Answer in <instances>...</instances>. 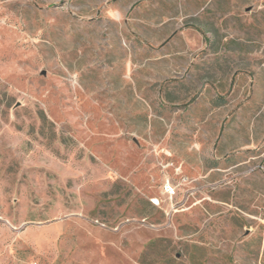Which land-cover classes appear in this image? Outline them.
Instances as JSON below:
<instances>
[{"label": "rangeland", "instance_id": "1", "mask_svg": "<svg viewBox=\"0 0 264 264\" xmlns=\"http://www.w3.org/2000/svg\"><path fill=\"white\" fill-rule=\"evenodd\" d=\"M0 264H264V0H0Z\"/></svg>", "mask_w": 264, "mask_h": 264}, {"label": "crops", "instance_id": "2", "mask_svg": "<svg viewBox=\"0 0 264 264\" xmlns=\"http://www.w3.org/2000/svg\"><path fill=\"white\" fill-rule=\"evenodd\" d=\"M109 241V238L100 239L99 242H101V245L106 246Z\"/></svg>", "mask_w": 264, "mask_h": 264}]
</instances>
